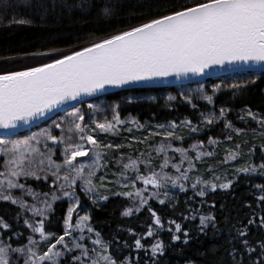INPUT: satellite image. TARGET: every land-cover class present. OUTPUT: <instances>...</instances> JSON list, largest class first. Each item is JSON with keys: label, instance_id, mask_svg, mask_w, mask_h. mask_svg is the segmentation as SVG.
Listing matches in <instances>:
<instances>
[{"label": "trees", "instance_id": "obj_1", "mask_svg": "<svg viewBox=\"0 0 264 264\" xmlns=\"http://www.w3.org/2000/svg\"><path fill=\"white\" fill-rule=\"evenodd\" d=\"M3 2L4 0H0V4ZM194 2L196 0H8L10 7L7 11H0V72L46 63L58 57H26V53L65 54ZM81 4L84 7H80ZM105 5L112 9L109 16H104L101 12ZM13 17L31 22L10 23ZM252 80L255 83H252ZM233 84L242 87L233 89L231 87ZM216 85L220 87L214 92ZM201 87L202 94L199 91ZM204 95H211L213 102L209 104L203 99ZM169 97L174 99L170 100ZM184 97H189L191 103ZM89 104L93 105L92 109L88 107ZM113 108H116L121 124L125 126L124 129H127L128 125H133L142 131L140 133L149 134L151 137L161 125L166 128L175 122L178 127L171 130L182 139L156 136L154 139L159 146L171 143L174 148L187 149V159L189 157L195 159L197 152L206 155L196 158L198 168L193 167L188 172V179L183 181L186 192L180 190L175 192L170 196L171 201L161 205L157 198H161L165 192L166 189L162 188L158 190V196L149 199L148 204L140 208V211L135 210L140 207L139 197L130 199L122 195L107 194L111 193V187L107 186V189L106 186H101L105 179L103 181L100 179L101 185L98 190L101 195L107 194L108 199L96 203H93L90 194H86L81 190V186L76 184L72 188L78 199L75 213L82 211L90 219L86 222L82 234L77 230L71 236L65 237V243L68 248L73 249L72 252L65 251L62 245L57 246V250L64 252L62 257L57 258L58 264H73L72 257L80 254V250L75 249L74 242L83 244L91 250L94 247L91 241L97 239V233L101 243L108 246V251L105 253L100 245L95 247L102 254L111 255L118 264L126 258L130 264H233L230 255L233 247L237 249V260L243 251L239 242H230L235 236L233 226L247 225L248 220L252 218L256 219V223L248 226L247 238L250 244L256 246L258 242L264 241V228L258 226L259 217L264 215V201L258 198L264 196V191L257 187L264 186V168H261V164H264V124L260 123L264 121V76L260 73L255 75L240 73L187 86L108 94L72 107L33 129L0 139H23L39 133L42 129H50L53 135L59 137L61 129H57L54 122L64 120L62 125L64 136L71 135L73 142L78 143L74 128L72 132L68 129L73 119L76 122L79 120L70 114L79 109L85 116L83 123L87 125V130H90L93 128L92 122L113 120L115 114ZM221 108L225 109L223 118L219 115ZM249 112L255 115V119ZM208 118H215L214 122L208 124ZM182 121H191V127L197 130L192 131L188 126H181ZM225 122L230 123L231 127L225 128ZM123 133L117 138L120 142L125 141ZM210 138L215 143L210 144ZM193 144H197L198 147L192 149ZM167 151L180 157L171 149ZM52 159L60 164V160L54 155ZM3 160L4 158L0 157V171ZM252 167L256 168L255 172L251 171ZM186 168L188 167L185 163L181 169ZM245 168L249 170L240 171ZM196 173H201V178H206V181L214 177L224 183L231 182L230 187L217 188L215 191L204 190L205 195L198 196L196 193L204 187L198 185L196 189L192 188ZM38 174L40 179L20 177L18 182L25 185V190L13 189L11 194L23 199L28 205L37 207H43L41 202L48 199L52 203V209L46 213L44 230L46 234L53 235L46 241L41 240L40 235L33 233L24 223L26 219L34 222L41 217L33 216L30 211L22 210L11 201H0V219L9 225L7 231L0 228V242L10 244L12 248H25V252L26 246H29L37 255H41L58 236L63 235L64 218L72 201L63 195L64 189L62 191L58 188L63 180L53 186L55 178L47 172V161L45 172ZM46 174L47 179H44ZM136 187L142 189L145 186L137 181ZM28 188L38 194L36 199L27 193ZM154 191L157 190L149 186L145 196H150ZM53 192L59 199L51 200ZM44 193L49 195L45 197ZM149 207L160 217L162 228L153 223ZM126 208L133 209L129 216L122 215ZM209 215L215 217L217 227L215 229L209 227L201 233L199 217ZM76 221L73 215L71 223ZM170 221H175L182 227L179 233L181 240L175 243L171 240L172 234L175 233V224H170ZM89 226L94 230L92 233L87 231ZM149 226H152L154 235L146 238ZM169 228L172 229L171 232L168 231ZM185 230L190 233L187 244L183 243ZM29 236L35 241L33 245L28 244ZM138 238L143 245L140 250L135 247V240ZM157 241L163 243L164 254L153 257L150 249ZM260 256L259 249L251 258L245 253L243 264H254ZM10 258L14 264H24L26 257L22 253H10Z\"/></svg>", "mask_w": 264, "mask_h": 264}, {"label": "snow or ice", "instance_id": "obj_2", "mask_svg": "<svg viewBox=\"0 0 264 264\" xmlns=\"http://www.w3.org/2000/svg\"><path fill=\"white\" fill-rule=\"evenodd\" d=\"M10 7L8 0H4L0 4V11H7ZM80 7H84L83 4ZM101 12L104 16L112 14L110 6H103ZM30 20L20 19L15 17L10 23L26 24ZM26 57L37 56H58L51 62L42 63L39 66H29L23 70H12L0 72V129L4 130L8 136L15 135V130L20 125H27L44 117L46 114L53 112L60 108L61 105L68 104L71 101H78L82 96H93L95 93L104 90L106 87H121L126 84L151 80L154 78H166L175 76L177 78L186 77L189 74L201 75L205 74L216 66H245L249 69H254L255 66H260L262 71L260 75L264 76V0H196L191 5H182L179 9L172 10L169 14L159 16L158 18L150 19L146 23L132 27L128 30L114 34L108 38H104L98 42L91 43L89 46L83 47L78 51H73L71 54L43 52V53H26ZM255 75V72H251ZM255 83L254 80L251 81ZM220 85L214 86L215 92ZM233 89L241 88L242 85L233 84ZM202 94L203 88L199 90ZM191 103L189 97H184ZM169 99H174L169 97ZM203 99L209 104L213 102L211 95H204ZM82 102V101H81ZM90 109L93 108L89 104ZM113 121L107 123H96V128L108 132L112 131L115 125L122 123L119 118L116 108L112 110ZM75 119L68 131L72 132L73 128L78 137L79 142L74 143L71 135L64 136V129L62 125L64 120L54 122L57 129H61L59 137L52 134L50 129H42L37 134L26 136L23 139H0V156L4 158V170L0 171V201H11L13 205H19L22 210L30 211L33 216L41 217V219L34 222L25 220L24 223L31 229L33 233H38L41 240H47L51 233L46 234L44 230V219L47 211L52 209V203L48 199H44L41 203L43 207L36 205H28L23 199L16 198L11 194L13 189L25 190V185L19 183L20 177L40 179L38 173L45 172V161H47V172H49L55 179L53 186L57 182L63 180L65 183L59 184V189L67 186L73 188L77 180L82 182L81 190L86 194H91L97 191V185L93 183V177L96 176L95 169L100 167V153L95 152L96 159L91 164L74 163L78 157H87L89 149L85 147L87 144L93 148H100L97 140L91 134L93 130H86L87 125L83 122L85 116L77 109L70 114ZM220 117L225 116V109L221 108ZM249 115L255 119V115L249 112ZM215 118H208L207 123L212 124ZM264 124V121H260ZM181 126H188L192 131L196 128L191 127V121H182ZM161 128L164 125L160 126ZM174 130L177 128L175 122L168 126ZM231 127L230 123L225 122V128ZM168 130L165 133V139H182L176 136L174 131ZM239 132V130H237ZM41 138L45 141V148L47 152H41L39 145ZM47 141H51L53 145L62 144L63 148V165L55 163L52 159V149L48 147ZM34 142V143H33ZM209 143L213 144L215 141L209 139ZM105 147L112 148L109 144ZM116 147H120L117 145ZM197 144L191 145L192 149H196ZM171 149L181 156V164L187 160V149L174 148L171 143L167 145L161 144L156 148L157 153L165 152ZM206 153L197 152L196 158L199 159ZM168 157L165 155L164 162L160 165V171H154L148 167L150 161H139L129 158L127 163L123 164V169L135 170L136 180L142 182L144 188H137L133 192H116L114 195L125 196L130 199L139 197L140 208L147 205L149 199L158 196L160 189H166L169 182L173 188L179 187L181 192H186L187 189L183 181L188 179V172L192 168V162L188 160L189 167L181 169L180 165L172 164L171 167L176 170L179 175L170 176L164 171L168 167ZM144 163L148 172L147 175L140 174L137 167L138 163ZM66 167L69 169L70 175L65 173L60 176V169ZM55 171H52V169ZM85 168H88L87 175H85ZM264 168V164H261ZM249 169L245 168L240 171L247 172ZM251 171L255 172L256 168L252 167ZM47 179V174L44 176ZM102 181L104 177L100 178ZM230 183L221 184L220 187L227 189ZM200 181L192 184V188L196 189ZM103 186V185H101ZM149 186L156 189L146 197ZM135 187V183L132 184ZM261 191H264V186L257 185ZM217 185L211 184V189L215 191ZM27 193L34 199L37 193H34L31 188L27 189ZM203 197L205 191L202 188L196 193ZM45 197L49 194L44 193ZM65 197L75 198L72 193L63 191ZM167 196V191H165ZM90 198H92L90 196ZM59 199L55 192L51 194V200ZM101 200H107L108 196L99 197ZM264 201V196L258 198ZM165 200H159L161 205L165 204ZM93 203L96 200L93 199ZM78 207L76 205L68 208L67 216L64 218V233L51 243L47 250L37 255L32 247L12 248L10 244L5 245L0 242V264H14L10 258V253L25 254L24 264H58V257H62L64 252L57 250L58 245H62L65 251L72 252V248H68L65 243V237L71 236L72 231L79 230L81 234L84 232L86 222L89 221L88 215L80 216L73 226L71 223L73 213ZM153 217V223L162 228L163 224L160 217L150 207L148 209ZM132 208H126L123 216H129L132 213ZM189 217H185L188 219ZM195 219V217H192ZM259 227L264 228V215L259 217ZM170 224H175V233L172 234V242L181 240L179 233L182 231L181 224L170 221ZM256 223V219L248 220L247 225L235 228V236L230 242H239L243 249L240 252V259H236L237 249L233 247L230 255L233 258V264H243L244 254L249 258L259 249L261 256L257 258L254 264H264V241H260L256 246L250 244L248 240V226ZM200 232L203 233L207 228L217 227L215 217L200 216L199 217ZM0 228L7 231L9 225L0 219ZM87 231L92 233V227H87ZM172 231L171 228L168 229ZM97 239L92 240L94 247L89 250L83 244L75 243V249L80 250L79 255L72 257L73 264H118L117 260L111 255L102 254L95 245H100L103 251H108V246L102 244L99 239V233L96 234ZM154 230L149 226L146 233L147 237H152ZM190 233L183 231L185 237L183 243L187 244ZM81 239L83 236L81 235ZM32 237H28V244L33 245ZM135 247L137 250L143 248L141 239L135 240ZM164 245L161 241L155 242L151 246V253L153 257L164 254ZM91 251V254H90ZM119 264H130V261H119Z\"/></svg>", "mask_w": 264, "mask_h": 264}, {"label": "rangeland", "instance_id": "obj_3", "mask_svg": "<svg viewBox=\"0 0 264 264\" xmlns=\"http://www.w3.org/2000/svg\"><path fill=\"white\" fill-rule=\"evenodd\" d=\"M107 122H112L113 124H115L113 120L111 121L104 120L98 123H107ZM96 123L97 122H92L91 126L93 128H91L90 130H93L91 131V134L94 136V138L97 140L98 144L101 147L93 148L92 145L87 144V142L85 141V147L89 149V155L87 157H78L77 160L74 162L77 164L79 163H84L86 165L91 164L93 160L96 159V156L94 155V153L95 152L100 153V167L95 169L96 176L93 177V183L96 184L98 187H97L96 192L90 194L92 199H95L96 202H101V199H99V197L107 195V194L113 195L116 192H125V191L134 193L136 191L137 189L136 171L131 170V169L125 171L123 169V164L127 163L129 161V158L133 160H139V161H146V160L150 161V163L148 164V167L154 171L159 172L161 170L160 165L164 162L165 155H167V157H170L172 159H168L169 165L167 168L164 169V171L173 177L179 175V173H177L176 170L171 167L172 164H177L182 167L183 164L186 163V167H189L188 160H190L192 162L191 169H193V167H196V169L198 168L196 164V158L194 159V158L189 157L187 160H185L183 164H181V158H180L181 156L180 157L175 156L172 153H168V151H166V153H157L156 148L159 147V143L156 142L154 138L156 136L165 137L166 131L171 130L169 127H166V128L163 127V128L157 129V132H153L152 133L153 136L151 137L149 134L145 135L143 133H140L142 131L137 130L136 129L137 127L135 128V126L133 125H128V128L124 129L125 126L120 123L118 125H115L112 131L104 132L96 128ZM121 133L125 134L123 135L124 140H125L123 142L122 141L120 142L119 139H117ZM109 144L113 145V147L112 148L105 147L106 145H109ZM47 145L48 147L52 149V155H54L57 159H59L60 164L63 165L64 157L62 153H63V148L65 145H62V144L51 145L50 141H47ZM117 145H119L120 147H116ZM38 147L40 148L42 152H45V153L47 152L45 148V141L42 138H41V142L39 143ZM137 167L139 169L140 174L147 172L144 163L142 162L138 163ZM3 170H4V166L2 167V171ZM53 171H55L54 168H53ZM108 171H110L109 174H107ZM84 172H85V175H87L88 168H85ZM65 173H69V169H67L66 167H62L59 173L60 176H63ZM69 174L74 175V173H69ZM101 177H104V179L106 180L105 182H103V187L104 186H106V188L107 186L111 187L110 188L111 193L102 194V195L99 193L98 188H100V185H101V181H100ZM195 177L196 179L194 180V182L196 183L197 180H199L200 181L199 185L203 186L204 190L206 191L212 190L211 189L212 183H215L217 185V188H221L220 185L224 184L223 181L216 179L214 177H211L209 181H206V178L205 179L201 178V173H196ZM62 183H65V182L63 181ZM133 183H135V187H132ZM76 184L81 186L82 182L77 180ZM58 188H59V185H58ZM166 190L168 192L167 196H165V192H163L161 198H157L158 201L161 199H164L165 201H171L172 198H170V196H172V194H174L175 192L179 191V187L177 186L173 188L171 186V183L169 182ZM64 191H68L72 193V196H74L75 198L73 199L71 198V196L68 198L70 201H72L71 206L76 205L78 199L73 193L72 188H68L66 186L64 188ZM73 215L75 216V219L78 220L80 216H84V213L82 211L81 213L80 212L75 213L74 211ZM72 225L74 226L75 223H72ZM76 231L77 230H74L72 231V233Z\"/></svg>", "mask_w": 264, "mask_h": 264}, {"label": "water", "instance_id": "obj_4", "mask_svg": "<svg viewBox=\"0 0 264 264\" xmlns=\"http://www.w3.org/2000/svg\"><path fill=\"white\" fill-rule=\"evenodd\" d=\"M146 23V22H145ZM140 25V24H139ZM138 26V25H137ZM89 46V45H88ZM82 48L75 49L74 51H78ZM70 51L65 54H71ZM57 53V52H55ZM37 57H50V56H37ZM58 58V57H57ZM51 62V61H49ZM48 63V62H46ZM40 64L36 65H31V66H39ZM29 67V66H27ZM26 67L17 69V70H23ZM260 73L262 71L260 66H255L254 69H249L245 66H229L225 65L223 67L216 66L210 70H207L205 74L201 75H192L189 74L186 77H180L177 78L175 76H169L166 78H154L151 80H146V81H140V82H134L130 84L123 85L121 87H106L104 90H101L97 93H95L93 96H82L79 98L78 101H71L68 104L61 105L60 108L55 109L53 112L46 114L44 117L39 118L37 121L29 123L27 125H20L16 130V134L23 133L27 130L33 129L42 123L48 121L52 117L56 116L57 114H60L66 110L71 109L72 107H75L77 105H80L82 103H85L89 100H94L96 98H100L102 96L108 95V94H113V93H118V92H123V91H128V90H148V89H162V88H172V87H180V86H187V85H192L198 82L202 81H207L210 79L214 78H219V77H224V76H229L233 74H240V73ZM4 72V71H2ZM82 101V102H81ZM8 136L4 130L0 129V137ZM50 144L52 142L50 141Z\"/></svg>", "mask_w": 264, "mask_h": 264}]
</instances>
